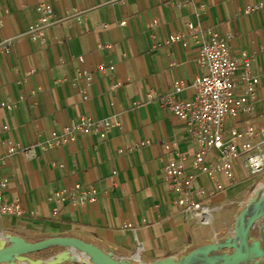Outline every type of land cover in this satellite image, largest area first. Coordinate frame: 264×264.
I'll list each match as a JSON object with an SVG mask.
<instances>
[{
	"label": "crops",
	"instance_id": "1",
	"mask_svg": "<svg viewBox=\"0 0 264 264\" xmlns=\"http://www.w3.org/2000/svg\"><path fill=\"white\" fill-rule=\"evenodd\" d=\"M263 1L193 0V9L177 8L178 0H0V104L12 106L0 107V176L9 180L6 198L23 211L20 217L0 216V230L29 242L79 238L119 260L136 261L132 255L140 247L137 261L145 264L230 236L247 198L264 188V170L252 176L239 165L233 180L218 178L222 191L199 175L201 203L213 210L209 223L197 222L174 204L162 178L171 158L188 163L194 152L184 123L162 100L174 82L182 84L178 100L191 98L194 80L205 72L187 30L189 22H200L228 37L232 57L247 52L250 73L259 76L254 112L231 120V126L264 123V8L244 13ZM40 3L53 11L42 32L44 45L28 34L30 25L40 24ZM174 34L186 46L168 42ZM81 72L91 76L90 83L83 77L75 81ZM81 116L111 118L120 126L104 139L78 135L46 148L53 133ZM7 142L31 152L7 156ZM215 157L212 151L208 161ZM74 184L94 188L96 202L65 204L53 216L52 188ZM251 235L257 239L256 228Z\"/></svg>",
	"mask_w": 264,
	"mask_h": 264
},
{
	"label": "built area",
	"instance_id": "2",
	"mask_svg": "<svg viewBox=\"0 0 264 264\" xmlns=\"http://www.w3.org/2000/svg\"><path fill=\"white\" fill-rule=\"evenodd\" d=\"M175 5L177 8L190 6L195 9L193 0H178ZM200 7L203 8V5ZM263 8L264 1L248 6L244 13L249 14ZM36 10L40 14V24L30 25L28 34L31 41L44 45L42 32L49 24L53 11L45 3L38 4ZM187 30L197 43V63L205 72L194 80V93L191 98L178 100L176 95L181 92L182 84L174 82L173 92L163 98L162 105L177 120L184 123L187 135L194 145V152L188 163L171 158L163 167L162 178L173 196L174 204L191 214L197 222L207 224V215H211L213 209L201 203L204 191L195 187L199 175L210 177L214 181L216 191H222L224 186L218 178L233 180L237 166L242 165L252 176L264 170V123L260 126L251 124L242 129L235 128L230 123L231 120L249 116L254 112L260 80L259 76L250 73L252 59L247 52H241L237 58L231 56L228 37L220 36L200 22H189ZM168 42H179L186 46L179 34L171 35ZM103 47L110 48V45ZM3 49L8 52L7 48ZM99 69L111 72L114 67L100 66ZM81 77L85 78L87 83L91 82V76L85 72L79 73L75 81ZM87 99V96H83V100ZM0 107L9 110L12 108L10 104H0ZM119 126L120 123L111 118L81 116L66 125L60 134L53 133L46 148L72 142L78 135L96 134L104 139L111 129ZM165 149L169 150L170 147L166 145ZM22 151L31 152L27 148L7 142V156ZM212 151L216 157L214 162H209ZM8 184L9 180L0 176V216L20 217L23 211L19 203L6 198ZM96 199L97 192L94 188H84L79 184L67 188L53 187L48 198L55 204L53 216H57L61 206L65 204L83 207L95 203ZM127 227L130 228L131 225L128 224Z\"/></svg>",
	"mask_w": 264,
	"mask_h": 264
},
{
	"label": "water",
	"instance_id": "3",
	"mask_svg": "<svg viewBox=\"0 0 264 264\" xmlns=\"http://www.w3.org/2000/svg\"><path fill=\"white\" fill-rule=\"evenodd\" d=\"M257 229L254 239L252 230ZM60 247L63 251L46 260L30 255ZM90 258L93 264H126L110 253L79 238L54 236L29 242L0 230V264H64L79 262L73 252ZM264 257V188L257 189L237 214L231 235L202 249L192 250L179 258L168 257L149 264H258Z\"/></svg>",
	"mask_w": 264,
	"mask_h": 264
},
{
	"label": "rangeland",
	"instance_id": "4",
	"mask_svg": "<svg viewBox=\"0 0 264 264\" xmlns=\"http://www.w3.org/2000/svg\"><path fill=\"white\" fill-rule=\"evenodd\" d=\"M248 199L249 198H247V200ZM61 251H63L62 248H60V247H53V248H50V249H47V250L43 251L40 255H33L32 258L46 260V259H48L50 257H53L54 255H56L57 253H59ZM121 261H123L126 264H145L142 260H140V261L121 260ZM64 264H83V263L66 262ZM259 264H264V257H263V259H261V261L259 262Z\"/></svg>",
	"mask_w": 264,
	"mask_h": 264
},
{
	"label": "bare ground",
	"instance_id": "5",
	"mask_svg": "<svg viewBox=\"0 0 264 264\" xmlns=\"http://www.w3.org/2000/svg\"><path fill=\"white\" fill-rule=\"evenodd\" d=\"M208 221L210 222L211 219V215H207ZM140 252H141V248L139 247L138 251L132 255V258L134 260H138L139 256H140ZM73 255L75 256V258L79 261V262H87L88 264H93L92 260L90 258H88L86 255L81 254L78 251L73 252Z\"/></svg>",
	"mask_w": 264,
	"mask_h": 264
},
{
	"label": "trees",
	"instance_id": "6",
	"mask_svg": "<svg viewBox=\"0 0 264 264\" xmlns=\"http://www.w3.org/2000/svg\"><path fill=\"white\" fill-rule=\"evenodd\" d=\"M42 252H38V253L32 254V255H30V257L32 258L33 255H40Z\"/></svg>",
	"mask_w": 264,
	"mask_h": 264
}]
</instances>
